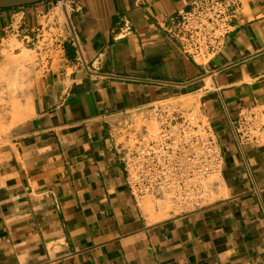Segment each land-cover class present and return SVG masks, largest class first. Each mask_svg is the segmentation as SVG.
<instances>
[{
	"label": "crops",
	"instance_id": "obj_1",
	"mask_svg": "<svg viewBox=\"0 0 264 264\" xmlns=\"http://www.w3.org/2000/svg\"><path fill=\"white\" fill-rule=\"evenodd\" d=\"M223 48L184 55L167 27L192 0H55L0 9V47L40 56L28 116L0 141V264H264V0H237ZM169 101L198 109L223 152L215 201L175 213L135 199L128 129Z\"/></svg>",
	"mask_w": 264,
	"mask_h": 264
},
{
	"label": "built area",
	"instance_id": "obj_2",
	"mask_svg": "<svg viewBox=\"0 0 264 264\" xmlns=\"http://www.w3.org/2000/svg\"><path fill=\"white\" fill-rule=\"evenodd\" d=\"M59 6L68 0H55ZM237 0H192L167 27L181 52L208 63L223 48ZM138 128L128 129L119 148L130 194L155 200L169 211L185 213L211 205L223 167V152L206 117L198 110L169 101L148 108ZM241 142L257 141L264 126V108H249L232 121Z\"/></svg>",
	"mask_w": 264,
	"mask_h": 264
},
{
	"label": "rangeland",
	"instance_id": "obj_3",
	"mask_svg": "<svg viewBox=\"0 0 264 264\" xmlns=\"http://www.w3.org/2000/svg\"><path fill=\"white\" fill-rule=\"evenodd\" d=\"M39 55L15 40L0 47V141L28 116L32 76L38 70ZM169 210L162 207V214Z\"/></svg>",
	"mask_w": 264,
	"mask_h": 264
},
{
	"label": "water",
	"instance_id": "obj_4",
	"mask_svg": "<svg viewBox=\"0 0 264 264\" xmlns=\"http://www.w3.org/2000/svg\"><path fill=\"white\" fill-rule=\"evenodd\" d=\"M45 0H0V9H11L27 5H33Z\"/></svg>",
	"mask_w": 264,
	"mask_h": 264
}]
</instances>
